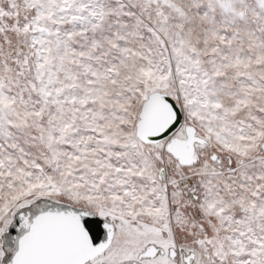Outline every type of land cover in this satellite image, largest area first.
Returning <instances> with one entry per match:
<instances>
[{"label": "snow or ice", "instance_id": "1", "mask_svg": "<svg viewBox=\"0 0 264 264\" xmlns=\"http://www.w3.org/2000/svg\"><path fill=\"white\" fill-rule=\"evenodd\" d=\"M0 264H264V0H0Z\"/></svg>", "mask_w": 264, "mask_h": 264}]
</instances>
